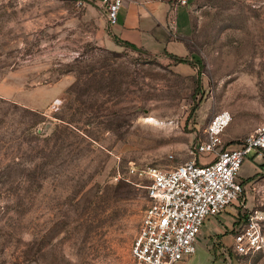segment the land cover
Masks as SVG:
<instances>
[{
  "label": "rangeland",
  "instance_id": "374dc122",
  "mask_svg": "<svg viewBox=\"0 0 264 264\" xmlns=\"http://www.w3.org/2000/svg\"><path fill=\"white\" fill-rule=\"evenodd\" d=\"M168 1L187 61L117 42L98 0H0V264H133L147 196L129 169L208 161L222 110L223 148L264 124V0ZM255 152L236 230L264 218ZM213 239L177 264H264Z\"/></svg>",
  "mask_w": 264,
  "mask_h": 264
},
{
  "label": "built area",
  "instance_id": "2783aa9c",
  "mask_svg": "<svg viewBox=\"0 0 264 264\" xmlns=\"http://www.w3.org/2000/svg\"><path fill=\"white\" fill-rule=\"evenodd\" d=\"M109 25L117 23L124 0H99ZM185 3V0H180ZM174 24V21H172ZM231 121L228 110L217 112L205 128V140L195 152L209 160H189L170 168H130L146 179L147 204L131 244L133 264H177L196 250L197 237L209 217L231 205L243 204L244 186L238 171L251 150L264 153V124L241 139L234 148L221 147L220 136ZM263 216L247 214L244 224L232 234L228 246L237 254H248L264 247Z\"/></svg>",
  "mask_w": 264,
  "mask_h": 264
},
{
  "label": "crops",
  "instance_id": "0c3cea01",
  "mask_svg": "<svg viewBox=\"0 0 264 264\" xmlns=\"http://www.w3.org/2000/svg\"><path fill=\"white\" fill-rule=\"evenodd\" d=\"M176 11L177 5H172L168 0H124L117 23L111 26V32L114 38L128 41L143 50L180 55L183 54L184 45L175 38L182 35L175 26ZM231 135V132L227 133L230 138ZM239 142L240 140L230 141L227 148H234ZM255 172L257 164L254 158H249L242 163L237 179L243 181ZM237 213L235 206H231L220 214L209 217L201 228V234L206 239L214 240L213 238L218 237L222 244H231Z\"/></svg>",
  "mask_w": 264,
  "mask_h": 264
},
{
  "label": "trees",
  "instance_id": "16d2710c",
  "mask_svg": "<svg viewBox=\"0 0 264 264\" xmlns=\"http://www.w3.org/2000/svg\"><path fill=\"white\" fill-rule=\"evenodd\" d=\"M117 42H119L120 44H122V45H124V46H126V47H128V48H130V49H133V50H137V51H140L142 48H140V47H138V46H136V45H134V44H132V43H130V42H128V41H125V40H120V39H118V38H114ZM166 53H168V52H166ZM168 55L169 56H171V57H173V58H175V59H177L178 61H187V59H185V58H182V57H178V56H176V55H174V54H172V53H168ZM234 231H236V228L234 229Z\"/></svg>",
  "mask_w": 264,
  "mask_h": 264
},
{
  "label": "bare ground",
  "instance_id": "6f19581e",
  "mask_svg": "<svg viewBox=\"0 0 264 264\" xmlns=\"http://www.w3.org/2000/svg\"><path fill=\"white\" fill-rule=\"evenodd\" d=\"M149 120H150V121H153V119H148V121H149ZM154 123H155V122H154ZM156 123H157V122H156Z\"/></svg>",
  "mask_w": 264,
  "mask_h": 264
}]
</instances>
